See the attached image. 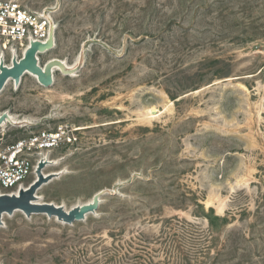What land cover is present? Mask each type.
Segmentation results:
<instances>
[{
    "label": "rangeland",
    "instance_id": "obj_1",
    "mask_svg": "<svg viewBox=\"0 0 264 264\" xmlns=\"http://www.w3.org/2000/svg\"><path fill=\"white\" fill-rule=\"evenodd\" d=\"M14 1L57 23L40 66L76 70L50 89L8 80L0 115L31 123L0 127V144L78 129L34 202L104 194L73 224L7 213L0 264H264V0Z\"/></svg>",
    "mask_w": 264,
    "mask_h": 264
},
{
    "label": "built area",
    "instance_id": "obj_2",
    "mask_svg": "<svg viewBox=\"0 0 264 264\" xmlns=\"http://www.w3.org/2000/svg\"><path fill=\"white\" fill-rule=\"evenodd\" d=\"M57 28L55 19L45 12L31 11L14 0L0 1V67L12 68L13 62H20L32 44H47ZM76 132L77 129L60 125L0 144V194L24 187L45 162L48 152L78 140Z\"/></svg>",
    "mask_w": 264,
    "mask_h": 264
},
{
    "label": "water",
    "instance_id": "obj_3",
    "mask_svg": "<svg viewBox=\"0 0 264 264\" xmlns=\"http://www.w3.org/2000/svg\"><path fill=\"white\" fill-rule=\"evenodd\" d=\"M54 33L51 34L50 40L47 44L34 43L31 49H29L24 58L20 61H14L12 68H7L3 65L0 67V92L4 88V85L12 78L17 83L20 82L21 77L26 71H30L38 77V82L45 87L53 86L52 69L59 65L64 74H69L63 66V63L59 60L49 61L44 67L39 66L37 61V54L52 50L54 44ZM3 121V120H2ZM2 122H0L1 124ZM45 163L42 162L37 170L40 175L39 181L31 185L27 190H20V197L15 195L11 196L8 194L0 195V223L3 214H13L16 210L24 211L28 216L32 214H46L48 217H57L59 221H63L68 224H73L75 221L85 219V216L97 210L99 203L104 192H100L94 196L91 204L76 207L70 211H66L62 206H56L54 204L46 203L44 205H33L31 202L35 199V192L40 185V181L44 180L41 175V169Z\"/></svg>",
    "mask_w": 264,
    "mask_h": 264
},
{
    "label": "bare ground",
    "instance_id": "obj_4",
    "mask_svg": "<svg viewBox=\"0 0 264 264\" xmlns=\"http://www.w3.org/2000/svg\"><path fill=\"white\" fill-rule=\"evenodd\" d=\"M55 48V38H54V44H53V48H52V50ZM49 51H51V50H48V51H46V52H42V53H40V55L41 54H44V53H47V52H49ZM52 60H58V59H52ZM52 60H50V61H52ZM37 61H39V56H37ZM59 61H61V60H59ZM62 63H63V66H64V68H65V70L67 71V72H70V73H73L75 70H76V67H73L72 65H68L66 62H64V61H61ZM40 64V63H39ZM56 71H60V72H62L63 73V71H62V69H61V67L59 66V65H56L53 69H52V76H53V80H54V73L56 72ZM26 74H28V75H30V76H32V78H34V79H36V80H38V77L36 76V74H34V73H32V72H30V71H26L25 72V74L23 75V76H25ZM22 76V77H23ZM74 77V76H73ZM13 81V79L12 78H9V81ZM9 81H7L6 82V84L4 85V87L7 85V84H9ZM19 83H17L16 82V85H18ZM41 86H43V87H45L44 85H42V84H40ZM46 89H50L51 87H45ZM3 90V89H2ZM1 93V92H0ZM163 111V110H162ZM162 111H159V110H157V108H155V107H152V108H150V109H148L147 110V113H146V115L148 114V115H151V117L149 116V118H154V117H156V114H161L162 113ZM164 112V111H163ZM152 115H155V116H152ZM3 120V121H2ZM0 122H2L1 124H0V127H6L7 125H12V126H17V127H19V126H24L25 124H29V123H31V120L30 119H27V118H25V119H20V118H18V117H16V116H14V115H12L11 113H9V112H6V113H4V114H2V115H0ZM78 130V129H77ZM47 155H48V153H47ZM47 157V156H46ZM45 160H46V162H44V163H50V162H48V159H46L45 158ZM37 174V177H36V181L34 182V183H36L39 179H40V175L38 174V172L36 173ZM43 177V176H42ZM41 181H43V180H41ZM40 181V182H41ZM22 190H27L28 188H25V187H22L21 188ZM20 189V190H21ZM19 190V191H20ZM19 191H17V192H15V193H13V194H11V196H13V195H15L16 197H20V195H19ZM0 195H4V194H0ZM36 200V197H35V199L34 200H32V204L33 205H44L43 203H41V204H39V203H37V202H34ZM93 202V199L92 200H90V201H88V202H86V203H83V204H81V205H77V206H75V207H73V208H76V207H81V206H83V205H87V204H91ZM72 208V209H73ZM223 209L220 207V208H218V211L219 212H221ZM16 211H21V210H16ZM70 211V210H69ZM5 215L6 214H3V217H5ZM44 215H46V214H44ZM2 217V218H3ZM52 218H56L57 219V217H52ZM57 221H59L58 219H57ZM59 222H62V223H64L63 221H59ZM19 235V234H18ZM20 236V235H19ZM16 253H19V251L17 250L16 251ZM18 255V254H17ZM19 256H20V254H19Z\"/></svg>",
    "mask_w": 264,
    "mask_h": 264
}]
</instances>
